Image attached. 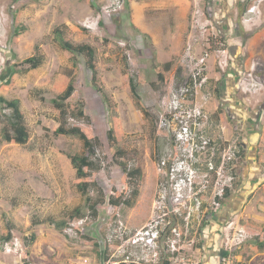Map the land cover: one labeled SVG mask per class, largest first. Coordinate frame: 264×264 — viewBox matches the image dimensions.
<instances>
[{"label":"rangeland","instance_id":"1","mask_svg":"<svg viewBox=\"0 0 264 264\" xmlns=\"http://www.w3.org/2000/svg\"><path fill=\"white\" fill-rule=\"evenodd\" d=\"M213 18L219 20L218 27ZM56 28L63 30L66 40L96 49L104 93L93 87L81 56L75 57V66L70 61L55 39ZM262 31L264 0H0V97L19 101L30 134L26 145L3 139L11 110L0 103V264H228V259L229 264H264V250L257 247L263 227L258 218H264V207L258 205L247 213L240 210L233 223L235 214L220 223L211 214L201 232L191 236L196 243H187L174 256H166L161 246L157 257L145 261L140 252L130 254L131 246L124 243L126 258L118 241H108L120 221L136 230L151 220L157 163L168 143L156 123L167 89L189 73L190 57L211 52L208 71L217 74L224 70L221 61L226 69L232 66L226 50L231 44L233 71L241 74L240 117L247 120L252 114L261 127L260 119L255 120L264 110V38L258 37ZM222 37L229 39L227 46ZM36 48L45 61L38 69L26 71L28 65L22 62L35 55ZM167 62L173 66L164 72L167 83L163 84L156 68ZM70 73L76 90L69 106L77 112L79 100H84L89 119L70 118L69 125L85 129L102 144L93 158L97 169L92 171V180L106 199L98 205L97 218L90 215L69 159L83 153V142L54 134L59 112L53 100L66 89ZM130 78L137 84L139 99L131 90ZM105 94L116 107H110ZM211 98L219 103L218 94L213 92ZM221 110L226 112L225 105ZM227 121V132L243 134L242 120ZM112 128L117 148L125 153L123 159L114 160L108 138ZM122 163L128 170L141 167L143 173L141 179L130 180L125 193ZM237 184L238 178L234 190ZM100 189L91 188L94 200L100 198ZM134 190L138 195L132 207L116 209L108 203L110 197L123 193L127 198ZM78 207L88 219L78 227L80 233L70 235L65 230L80 219L73 217ZM34 220L42 223L33 225ZM48 220L68 224L59 229ZM9 226L12 238L6 241ZM242 227L252 237L233 245L232 238Z\"/></svg>","mask_w":264,"mask_h":264},{"label":"built area","instance_id":"2","mask_svg":"<svg viewBox=\"0 0 264 264\" xmlns=\"http://www.w3.org/2000/svg\"><path fill=\"white\" fill-rule=\"evenodd\" d=\"M210 56L205 50L200 57H190L187 76L169 87L163 97L156 126L168 143L157 163L151 220L137 231L120 225L108 237L109 242L115 239L120 243L119 251L124 254L126 244L131 246L130 254L140 252V259L146 261L157 257L161 246L166 256L180 254L187 243H196L191 236L201 232L210 215L223 207L226 195L234 191L243 148L205 108L203 100H210V92L205 90ZM85 221L72 222L65 231L78 234L77 228ZM251 237L242 227L232 243L240 245Z\"/></svg>","mask_w":264,"mask_h":264},{"label":"trees","instance_id":"3","mask_svg":"<svg viewBox=\"0 0 264 264\" xmlns=\"http://www.w3.org/2000/svg\"><path fill=\"white\" fill-rule=\"evenodd\" d=\"M89 3L91 0H87ZM21 31V30H20ZM55 35V39L59 41L61 44V47L63 50H65L69 54L70 61L73 63V65H76V56H81L84 60L86 68L91 72V79H92V85L95 88L96 91L100 93H104V89L102 86H100L99 81V72L97 68V52L96 49L87 43H73L69 40H66L64 38V33L61 28H56L53 31ZM16 34H19V29L16 30ZM211 50V48H210ZM45 61V58L43 54L40 52L39 48H36V54L32 57L25 59L22 64L28 65V68L26 71L36 70L39 67L43 65ZM173 64L171 62H167L163 65V68H156V72L158 74L159 81H161L163 84L167 83V80L164 76V72H168L172 69ZM71 77L66 89L64 92H62L56 99L53 100V106L54 108L59 112V118H58V125L56 129L54 130L55 136H74L79 138L83 142L84 151L80 155H74L69 157L71 164L73 165L77 180H78V189L81 193V195L85 198V204L90 210V213L92 214V217L97 218L99 215L98 212V205L105 203L106 199H104V195L102 193V190L99 188L97 182H94L92 178L94 177L93 170L97 169L96 164L93 161V158L95 156L96 149L100 147L101 142L98 138L93 137L89 132H87L85 129L78 127V126H70L69 120L70 118L74 119H89L86 115V104L84 100H79V109L77 112L75 110L71 109L69 106V101L72 99L74 93H75V78L72 73L69 74ZM184 77V76H183ZM130 87L134 94V96L139 99V94L137 91V84L135 83V80L133 78H130ZM105 99L110 105V107H116L115 103L113 102L111 97H108L105 94ZM0 103L4 104L6 108L11 110V116L10 120L5 124L4 130H3V139L8 143H15L18 145H26L29 141V129L25 122L24 115L21 111L19 101L17 100H6L3 97H0ZM145 117H148V114L145 109L138 108ZM218 112H213L214 118L221 119L220 115L217 114ZM108 138L111 142L112 150H115L113 157L114 160L117 158L123 159L125 156V153L123 150H119L117 148L116 142H115V135L113 128L108 131ZM122 166L124 168L123 172V184L125 186V190H123V193L127 191L128 184L131 183L130 180H135L137 178H142V169L141 167H137L132 170H128L127 165L122 163ZM92 187H96L99 190L100 198L93 199L90 190ZM122 193V194H123ZM133 194H130V197L124 198V196L120 193L119 197H110L108 200V203L118 209L121 205H125L127 207H132L134 205L133 198H135L138 195V191L134 190L132 192ZM230 193H228L226 196L228 197ZM85 215V212L82 211L81 207H78L74 210L73 217H79L80 219L83 218L82 216ZM78 218V219H79ZM74 219V218H73ZM51 225L55 224L56 228L62 229L64 225L66 224L63 222H55L54 220H48ZM42 221L34 220L33 225L40 224ZM68 224V223H67ZM67 224L65 226H67ZM262 231V239H258L257 247L259 250H264V226L261 229ZM8 234L4 240H10L12 238V229L9 226ZM78 231V229H77ZM80 231V230H79ZM80 233V232H79ZM86 238V236H84ZM32 239H34V235L32 236ZM26 257L24 260L27 259V256L29 254H25ZM28 264V263H27Z\"/></svg>","mask_w":264,"mask_h":264},{"label":"crops","instance_id":"4","mask_svg":"<svg viewBox=\"0 0 264 264\" xmlns=\"http://www.w3.org/2000/svg\"><path fill=\"white\" fill-rule=\"evenodd\" d=\"M258 37L260 39L264 38V31H262L258 35ZM220 63L222 68L225 62L221 61ZM207 73L209 77V83L206 89H208L209 92H212L213 89V91H215L218 95L220 92L221 97L220 101L218 100L219 103L217 101L218 104H216V102L214 101L215 98L210 97L209 101H205L202 99L205 103V108L213 116V112H218L217 114L220 115L221 119L214 118L216 121L215 123L218 126L220 124L219 127H221V129L224 128L226 135L229 138L231 137V139L234 140L239 139L243 148L241 163L237 171V189L230 192L229 196L223 203V207L213 215L214 218L218 217L217 222L220 223L226 222V219L230 217V215L235 214L236 218L232 219L233 223L238 218L237 214L239 212L243 211L247 213V211H249L248 208H251L253 205H258L261 209L264 207V110H262L261 112V118L256 117L255 120L257 121L258 119H260L259 121L261 123V127H258V124L255 125L256 122L253 121L252 114L246 116L248 118L247 120L243 119L245 116L241 118L240 112H242L243 108L239 107L238 105L240 97L237 91L240 88L241 84L240 82L238 83L237 77L229 76L227 78H224L223 80H220L222 75L221 72H218L216 74L211 70ZM209 84H212L213 87L212 85L209 87ZM223 105H225L226 107V112H221V107ZM229 119L233 120V122L238 121V123H241L242 120L243 134H239L236 136L233 131L227 132V129L229 127L227 124V120ZM258 219V224L264 226V218L259 217ZM210 228L213 229V227ZM205 237L209 238L208 235Z\"/></svg>","mask_w":264,"mask_h":264},{"label":"flooded vegetation","instance_id":"5","mask_svg":"<svg viewBox=\"0 0 264 264\" xmlns=\"http://www.w3.org/2000/svg\"><path fill=\"white\" fill-rule=\"evenodd\" d=\"M226 20L227 19H225L224 21H226ZM218 22H219V20H216V19L213 18L212 23L215 24V26H217L219 24ZM222 39H223V45H226L227 46L228 45V42H229V39L226 38V37H225V39L222 37ZM227 48H228V49H226L227 52H228L227 59L229 58L230 61H228V62H229V64H232V66H231L230 69L229 68L228 69L225 68V66H227V64L222 67L224 70H222L223 72H221L222 75H221V79L220 80H223L224 78H227L229 76H233V77L235 76V77H237L238 83H239L240 82V75L241 74L240 73L238 74L237 72H234L233 71V67L235 66V63L233 62V60L231 58V53L233 51V49L231 48V44L228 45ZM234 69H235V67H234ZM235 81H236V79H235ZM213 92H214V94L216 93L215 91H213ZM213 92H211V93L213 94ZM212 94H211V97H212ZM218 96H219V99L218 100L220 101V97H221V93L220 92H219V95ZM219 107H220V105H219Z\"/></svg>","mask_w":264,"mask_h":264},{"label":"clouds","instance_id":"6","mask_svg":"<svg viewBox=\"0 0 264 264\" xmlns=\"http://www.w3.org/2000/svg\"><path fill=\"white\" fill-rule=\"evenodd\" d=\"M246 2H247V1H246ZM250 12H251V11H250ZM209 48H210V47H209ZM210 53H211V52H210ZM155 194H156V192H155ZM154 200H155V198H154ZM90 215H91V213H90ZM85 219L87 220L88 218H81V219H79V220H75V222H78V221H80V220H85ZM119 223H120L119 226H120V225H123V227H124V228H127V230H132V229H129L128 226L125 227V225L123 224V222L120 221ZM206 223H207V222H206ZM143 227H144V226H143ZM243 228H244V227H243ZM77 229H78V232H79V228H77ZM140 229H141V228L136 229V230H132V231H137V230H140ZM249 239H250V238H249ZM247 240H248V239H247ZM247 240H246V241H247ZM246 241H244L243 243H245ZM243 243H242V244H243ZM240 245H241V244H240ZM119 246H120V243L118 244L117 247H119ZM236 246H239V245H236ZM130 250H131V249H130ZM130 252H131V251H130ZM225 255H227V252H225L224 257H226ZM126 256H127V255H126ZM143 260H145V259H143ZM145 261H146V260H145Z\"/></svg>","mask_w":264,"mask_h":264}]
</instances>
